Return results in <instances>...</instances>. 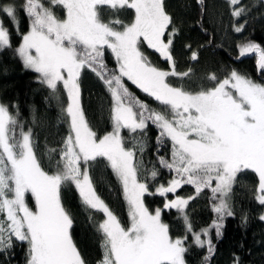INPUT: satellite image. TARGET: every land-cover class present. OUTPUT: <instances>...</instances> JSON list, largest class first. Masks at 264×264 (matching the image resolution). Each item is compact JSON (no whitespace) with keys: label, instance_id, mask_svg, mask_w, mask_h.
Listing matches in <instances>:
<instances>
[{"label":"snow or ice","instance_id":"snow-or-ice-1","mask_svg":"<svg viewBox=\"0 0 264 264\" xmlns=\"http://www.w3.org/2000/svg\"><path fill=\"white\" fill-rule=\"evenodd\" d=\"M196 3L207 32L206 0ZM227 6L233 31L243 32L250 9L242 0H227ZM21 11L26 31L19 27ZM124 14L127 22L120 18ZM180 35L165 0L0 2V52L11 49L38 74L67 125L58 145L47 149L45 164L32 128L0 103V254L10 255L19 243L27 246L25 264H88L73 237V215L62 201L65 188L75 189L98 236L96 264H188L193 246L206 250L203 264H210L213 235L222 238L225 220L235 216L234 188L248 172L256 177L253 199L264 222V83L234 68L222 76L209 71L198 77L194 64L179 71L175 43ZM185 47L188 60L198 62L199 52ZM248 56L255 57L264 77V47L251 40L237 45L234 59ZM86 72L109 96L110 129L103 134L86 118L81 89ZM129 82L148 99L137 96ZM150 128L156 129L158 155L149 166L144 152ZM161 148L167 155L159 154ZM101 162L121 188L127 223L97 191L91 170ZM161 170L168 173L164 182ZM185 186L193 194L179 195ZM202 194L214 217L197 230L189 205ZM150 196L163 198L162 207L150 210L145 202ZM173 210L183 225L179 234L163 219ZM233 264H241L239 256Z\"/></svg>","mask_w":264,"mask_h":264},{"label":"trees","instance_id":"trees-1","mask_svg":"<svg viewBox=\"0 0 264 264\" xmlns=\"http://www.w3.org/2000/svg\"><path fill=\"white\" fill-rule=\"evenodd\" d=\"M3 2V0H0ZM20 2V0H18ZM167 10L174 16L181 35L175 43L177 67L184 71L189 64L195 65L199 76L205 72H215L224 75L231 69H236L258 83H264L256 67L254 56L240 60L234 59L237 54V45L248 40L254 41L264 47V2L262 0H242L250 9L245 30L236 33L232 29L227 0H206L208 15L201 29L199 5L196 0H165ZM125 22L129 19L127 14L120 17ZM19 27L26 31L28 21L21 11L19 13ZM243 20L240 21L242 23ZM5 24L11 28L5 20ZM18 38L13 35V45ZM211 41V42H209ZM185 45H191V50L199 52V61L190 62V50ZM150 51V50H149ZM151 59L159 66H165L156 55ZM109 67L114 66L111 55L106 56ZM38 74L26 69L23 63L14 55L11 49L0 52V103L8 105L13 113L18 112V119L25 128H32L37 144L38 155L42 162L47 164V149L56 147L66 134L67 125L61 120L60 107L56 99L50 96L49 90L38 80ZM131 90L141 99H148L129 82ZM82 103L86 118L98 134L110 129L109 105L110 100L103 84L97 77L86 72L81 78ZM155 106L154 102L149 100ZM156 129L150 128L146 137L144 152L145 163H155ZM167 155V148H161L160 153ZM98 193L110 206L122 223L128 221V206L124 200L121 188L106 164L101 162L92 170ZM168 179L166 170H161V182ZM239 183L234 188L232 203L235 216L224 222L223 236L213 240L216 246L215 255L210 264H233L234 256H239L241 264H264V222L259 220L260 206L254 202L253 191L256 185L255 174L248 172L238 177ZM194 190L185 186L178 194L189 196ZM62 201L74 218L73 237L88 264H96L100 258L98 236L89 220L88 212L80 204V199L74 188L62 190ZM146 205L150 210L162 207L163 198L159 196L145 197ZM189 215L195 229L209 225L214 217L210 210L209 201L203 194L189 205ZM247 216V223L242 217ZM100 219V214L95 216ZM174 233L179 234L183 225L178 219L175 210L166 212L163 216ZM26 248L24 244L17 243L10 255L0 254V264H25ZM206 250L193 246L187 256L188 264H203Z\"/></svg>","mask_w":264,"mask_h":264},{"label":"rangeland","instance_id":"rangeland-1","mask_svg":"<svg viewBox=\"0 0 264 264\" xmlns=\"http://www.w3.org/2000/svg\"><path fill=\"white\" fill-rule=\"evenodd\" d=\"M264 2V0H262Z\"/></svg>","mask_w":264,"mask_h":264}]
</instances>
